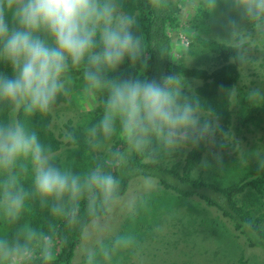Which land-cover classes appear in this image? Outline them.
Returning <instances> with one entry per match:
<instances>
[{"label": "clouds", "instance_id": "9594fccd", "mask_svg": "<svg viewBox=\"0 0 264 264\" xmlns=\"http://www.w3.org/2000/svg\"><path fill=\"white\" fill-rule=\"evenodd\" d=\"M217 2L209 15L215 14ZM223 4L225 35L214 41L233 53L237 65L246 64L249 51L264 41V0ZM137 28L135 15L120 0H0V108L24 117L52 114L68 92L71 70L78 69L85 91L101 96L100 115L85 132L88 141L101 148L120 138L121 168L132 154H174L197 146L217 127L209 123L210 110L188 94L184 75H114L126 61L145 63ZM229 89L237 95L236 87ZM247 99L264 101V87L249 88ZM15 113L0 119V221L11 226L0 233V264H35L34 253L46 256L48 248L34 247L42 229L25 214L30 203L38 201L50 220L79 228L111 215L121 201L122 183L101 163L82 171L58 163L54 158L64 146L52 152ZM125 207L126 219L134 215L135 200ZM135 246V235L123 230L98 237L84 250L83 264H112L117 252Z\"/></svg>", "mask_w": 264, "mask_h": 264}, {"label": "trees", "instance_id": "16d2710c", "mask_svg": "<svg viewBox=\"0 0 264 264\" xmlns=\"http://www.w3.org/2000/svg\"><path fill=\"white\" fill-rule=\"evenodd\" d=\"M207 1L198 0L187 31H190L192 27L198 29L206 27L205 18L209 16L208 10H210ZM120 3L137 19V31L143 39L146 66L141 62L129 65L126 61L114 75L142 76L144 74L146 78L152 79L165 74L180 73L184 77L194 78L195 86L190 88L191 91L188 94L194 93L201 105L210 110L209 116L217 124L220 133L229 132L233 125L231 110L233 98L229 88L235 87L238 83L242 67V64L237 65L232 61L233 53L220 48L214 39L205 40L199 34L194 35L192 32L195 42L202 44L196 47V53L208 52L210 56L213 53L214 64L209 68L184 64L183 56L193 52L191 47L194 43L192 42H189L187 46L182 45L179 49L182 50V56L173 61L171 53L173 41L170 32L181 26L179 21L181 0H120ZM76 80L68 84L69 91L73 89ZM79 80L82 82L81 76ZM227 89L229 90L226 92ZM96 94L99 95L101 104V96ZM64 102L73 103L65 94L54 106L65 105ZM101 108H98V117ZM12 113L15 112L0 108V119H10ZM15 114L17 119L24 121L29 128L37 131L41 139L51 147L52 152L60 149L61 145L64 146L58 153V163L81 171L101 163L108 171L120 175L122 195L133 178H155L159 184L163 185L160 189L152 190L141 204L135 206V208L138 207V212L130 216L134 217L130 222V217L127 216V222L139 220L141 223L138 226L124 223L122 230L131 232L136 237V246L124 251V256L135 255L136 259H141L145 254L152 253L151 255L156 259L155 253L150 251L156 235L152 237L151 233L156 230L159 222L156 219L153 223L157 225L152 228L153 224L149 225L147 217L150 215L149 217L153 218L152 211L159 208L162 217L163 215L176 217L178 214L184 217L187 213L191 214L189 217L186 216L187 219L179 218L180 227L185 229V233H192L199 239L188 242L179 241L182 245L189 246H192L191 243L196 246L206 245L208 241L216 245H209L207 250L208 262L211 264H216L214 263L216 261L225 264H264V254L253 252L252 255H248L245 249L246 242L253 247L252 250L264 251V142H261L264 137L252 141L239 158L231 156V164L219 166L215 172L218 174L210 173L209 177H204V175L195 176L193 171L195 166L201 163L206 150V140L195 147L186 146L174 154H132L121 168L117 156L123 151L124 143L120 138H114L101 148H94L88 141L86 129L98 118L91 125L85 123L87 114L83 115L81 122L71 120L73 126L66 125L70 138L64 141L58 138L50 128L49 124L52 120L50 112L47 115L32 117H24L22 113ZM253 116L250 115L249 120ZM176 157L179 159L176 160ZM224 172L230 175L222 174ZM191 196L198 200H189ZM192 211L199 218L197 227L193 226L197 218H192ZM25 214L29 221L42 229V240L38 241L34 247L40 248L42 244H46L48 248L46 256L34 253L35 264H70L76 240L91 222L85 221L79 228H66L61 221L50 220L46 209L38 201L30 203ZM2 222L0 221V233L11 231V226H8L9 231L4 230ZM143 223L149 225L148 228L146 226L142 228ZM179 234V238L182 237L180 228ZM170 244L173 248H177L179 242H170ZM178 263L187 264L186 262ZM162 264H175V261Z\"/></svg>", "mask_w": 264, "mask_h": 264}, {"label": "rangeland", "instance_id": "374dc122", "mask_svg": "<svg viewBox=\"0 0 264 264\" xmlns=\"http://www.w3.org/2000/svg\"><path fill=\"white\" fill-rule=\"evenodd\" d=\"M212 2L213 0L207 1V5L210 6V10H208L209 14L212 11ZM197 3L198 0H181L179 17L181 26L177 30L170 32L173 41L171 53L173 61H176L182 56V50H179L182 48L181 46H187L189 42H192L194 43V46L191 47L193 52L187 53L183 56L184 64L187 63L188 66L209 68L214 64L213 53H211L212 58L208 52L196 53V47L202 44L198 43L197 41L195 42L191 33L193 32L194 35L199 34L200 37L205 40L214 39L218 35H225L223 30V14L226 12V9L225 5L223 4V0H218L215 14L206 16L205 18L206 27L199 29L192 27L190 31H187V28L190 25L189 21L196 10ZM248 56V62L246 64H242L240 70V79L235 85L237 95H232L233 101L231 110L233 114V125L230 127L229 132L220 133L217 129L210 138L206 139V150L202 157L201 163L197 164L194 168L195 170L193 171L195 176L204 175V177H209L210 173L214 175L218 174L215 172L219 166L231 164V156L232 158H239V156L245 152V148H248L251 145L252 141H255L260 137H264V101L253 103L247 99V90L249 88L258 86L264 87V41L258 43L252 50H250ZM74 71L75 70H71L70 72L68 84L74 83L77 77L80 76L79 71ZM184 78L187 81L189 88L195 86L196 79L188 77ZM79 79L76 80V84H74L73 89L70 91L68 90L66 93L67 99L71 100L73 103L64 102L65 105L61 104L52 108V129L60 137V139L64 141L70 138L66 125L73 126L72 122L83 121L84 114L88 115L85 120L86 125H91L92 122L98 118V107L101 106L99 95L85 91L83 84ZM250 115H254V120L253 117H251L249 120L248 117H250ZM211 119L213 118L209 116V123L217 127V124ZM225 134H230L231 138L229 139ZM261 142H264V140ZM184 153L182 154V157ZM175 159L178 160L179 157H176ZM205 162L207 163L205 164ZM234 163L236 162H233V164ZM237 163L242 162L237 161ZM222 174L230 175L227 172ZM161 187H163V185L159 184L155 178L143 179L138 177L131 179L127 190L121 197V201L113 206L111 215L91 222L87 227L84 228V231L77 241V246L74 250V255L70 264H83V252L87 247L94 243L96 238L107 237L113 232L122 230L124 223L127 222V217L126 219L123 217L126 215L125 205L129 199H134L135 206H137L141 204L143 200H145V197L152 190H157ZM188 199L198 200V198L194 196H191V198ZM137 208H134V214L138 212ZM152 213L153 218H150V215L147 217L149 220V225L153 224L152 228H154V225L157 224L153 222L156 219L159 222L156 230L151 233L152 237H155L156 235V238L153 240L154 242L150 247V251L154 252L157 256L156 259L151 255L152 253L145 254L141 259H136L135 255L126 257L124 256L125 250H122L114 255L112 264H162L169 261H175V264H180L178 262H186L187 264H211V262H208L207 250L209 249V245H216L208 241L206 245L202 244L196 246L194 243H191L192 246H189L182 245L179 241L184 240L185 242H188L197 241L199 239L192 233H185V229L180 227L181 223L179 218L181 219L185 217V219H187L186 216L189 217L191 214L187 213V215L185 214L184 217L181 214L176 215V217L173 215H166L167 217L163 215L164 217H162L160 215L161 211L159 208L154 209ZM194 217L197 218V214L192 211V218ZM132 218L134 217H130L129 222L132 220ZM198 221L199 218L194 220L195 224L193 223V226H199ZM139 223H141V221L138 220L129 224L138 226ZM149 225H145L143 223L141 227L143 228L146 226V228H148ZM179 228L182 234V237L180 238ZM4 230L9 231L8 225L4 226ZM192 230L194 229L192 228ZM176 231L177 234H175ZM175 241L179 242L177 248H173V245L170 244V242ZM180 248H182V250H180ZM252 248L253 247L247 245L245 242V249L248 255H252L251 253L253 252L261 255L264 254V251L261 249L252 250ZM183 249L187 252L183 253ZM214 263L225 264L221 261H216Z\"/></svg>", "mask_w": 264, "mask_h": 264}]
</instances>
